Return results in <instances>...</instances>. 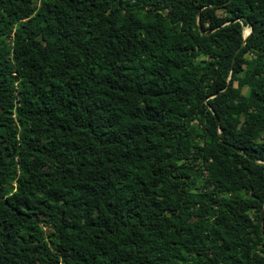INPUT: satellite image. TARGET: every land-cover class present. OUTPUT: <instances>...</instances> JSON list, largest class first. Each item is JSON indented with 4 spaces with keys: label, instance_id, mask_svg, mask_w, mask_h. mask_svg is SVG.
I'll use <instances>...</instances> for the list:
<instances>
[{
    "label": "trees",
    "instance_id": "obj_1",
    "mask_svg": "<svg viewBox=\"0 0 264 264\" xmlns=\"http://www.w3.org/2000/svg\"><path fill=\"white\" fill-rule=\"evenodd\" d=\"M263 135L264 0H0V264H264Z\"/></svg>",
    "mask_w": 264,
    "mask_h": 264
},
{
    "label": "water",
    "instance_id": "obj_2",
    "mask_svg": "<svg viewBox=\"0 0 264 264\" xmlns=\"http://www.w3.org/2000/svg\"><path fill=\"white\" fill-rule=\"evenodd\" d=\"M249 31H250V27L248 28V31H247L246 33H243V32H242L243 37H245ZM242 43H243V40H241L240 45H241ZM237 49H238V47H236L235 50L233 51V54H232V57H231V61H232L233 56H234V54H235V52H236Z\"/></svg>",
    "mask_w": 264,
    "mask_h": 264
},
{
    "label": "rangeland",
    "instance_id": "obj_3",
    "mask_svg": "<svg viewBox=\"0 0 264 264\" xmlns=\"http://www.w3.org/2000/svg\"><path fill=\"white\" fill-rule=\"evenodd\" d=\"M248 29L249 28V26L247 25V24H243V26H242V32L244 31V29ZM263 140H264V135H263Z\"/></svg>",
    "mask_w": 264,
    "mask_h": 264
},
{
    "label": "bare ground",
    "instance_id": "obj_4",
    "mask_svg": "<svg viewBox=\"0 0 264 264\" xmlns=\"http://www.w3.org/2000/svg\"><path fill=\"white\" fill-rule=\"evenodd\" d=\"M248 30H247V28L246 29H244V31H243V33H246Z\"/></svg>",
    "mask_w": 264,
    "mask_h": 264
}]
</instances>
